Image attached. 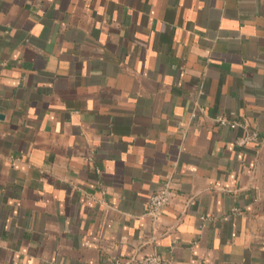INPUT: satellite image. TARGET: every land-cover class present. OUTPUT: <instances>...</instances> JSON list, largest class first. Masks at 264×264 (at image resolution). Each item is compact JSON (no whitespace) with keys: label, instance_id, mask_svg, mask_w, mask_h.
Listing matches in <instances>:
<instances>
[{"label":"crops","instance_id":"obj_1","mask_svg":"<svg viewBox=\"0 0 264 264\" xmlns=\"http://www.w3.org/2000/svg\"><path fill=\"white\" fill-rule=\"evenodd\" d=\"M151 254L264 264V0H0V264Z\"/></svg>","mask_w":264,"mask_h":264},{"label":"built area","instance_id":"obj_2","mask_svg":"<svg viewBox=\"0 0 264 264\" xmlns=\"http://www.w3.org/2000/svg\"><path fill=\"white\" fill-rule=\"evenodd\" d=\"M222 124H228V121L225 119L220 120ZM239 125L238 122H230V126L235 128ZM255 139L254 134H248L243 138L239 139L238 145L244 146L249 144ZM174 196V192L172 190L171 182L168 181L164 185H162L155 193H153L148 201V209L147 212L153 218H158L165 207L170 205ZM110 264H125L122 260L117 258L110 261ZM139 264H169L167 261L162 259L159 255L151 254L145 256Z\"/></svg>","mask_w":264,"mask_h":264}]
</instances>
